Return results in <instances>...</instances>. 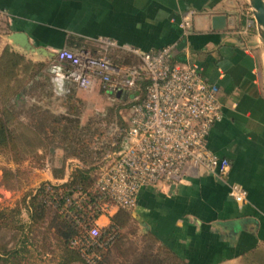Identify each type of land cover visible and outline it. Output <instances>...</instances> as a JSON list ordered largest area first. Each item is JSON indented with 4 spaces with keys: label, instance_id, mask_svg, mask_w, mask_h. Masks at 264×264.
Here are the masks:
<instances>
[{
    "label": "crops",
    "instance_id": "1",
    "mask_svg": "<svg viewBox=\"0 0 264 264\" xmlns=\"http://www.w3.org/2000/svg\"><path fill=\"white\" fill-rule=\"evenodd\" d=\"M215 15L225 17L223 28H212ZM0 19L8 35L21 34L34 49L25 59L50 65L57 64L61 48L96 54L100 38L141 51L176 44L175 61L193 64L218 88L221 118L206 145L230 162V170L225 181L189 171L175 185L140 190L135 207L126 211L127 226H134L141 248L152 242L154 250H168L181 264H264V90L239 0H0ZM3 43L21 50L9 40ZM115 54L120 53L112 51L110 58ZM101 89L74 88L75 98L87 106L82 121L109 105ZM50 90L55 106L47 108L62 111L59 94ZM66 91L67 86L58 92ZM38 93L42 102L45 91ZM99 97L101 104L89 102ZM76 162L65 159L60 179L54 177L55 167L53 172L45 168L42 182L67 181ZM232 185L245 190L244 202L231 199ZM115 212L99 216L96 224L106 226Z\"/></svg>",
    "mask_w": 264,
    "mask_h": 264
},
{
    "label": "built area",
    "instance_id": "2",
    "mask_svg": "<svg viewBox=\"0 0 264 264\" xmlns=\"http://www.w3.org/2000/svg\"><path fill=\"white\" fill-rule=\"evenodd\" d=\"M247 19V27L252 26L250 15ZM95 43L96 54L88 48L59 49L57 64H51L49 71L58 91L64 89L65 81H71L82 91L98 85L109 93H129L135 102L119 148L106 153L99 166L93 191L100 195L101 214L131 211L140 190L175 185L189 171L202 170L225 181L230 162L211 153L206 145L211 127L221 118L218 88L193 64L175 61L176 44L141 51L105 38ZM112 51L133 58L134 63L118 68L111 62ZM143 78L149 83L145 97L139 100L136 84ZM73 165L72 171L82 167L77 162ZM229 195L236 203L246 199L245 190L236 185L230 186ZM99 229L94 222L69 243L85 264L100 259L97 248L105 243L98 242Z\"/></svg>",
    "mask_w": 264,
    "mask_h": 264
},
{
    "label": "trees",
    "instance_id": "3",
    "mask_svg": "<svg viewBox=\"0 0 264 264\" xmlns=\"http://www.w3.org/2000/svg\"><path fill=\"white\" fill-rule=\"evenodd\" d=\"M120 55L123 57L121 60L115 58L116 54L111 56L112 64L118 68L134 63L133 58ZM23 62L25 72H28L25 77L26 84L22 90H14L11 84L17 81L18 69ZM49 68L50 63L32 62L10 47L3 49L0 55V81H6L4 90L10 92L11 99L2 102L0 97V154L8 155L13 161H20L21 145L25 142L28 146L29 142L24 140L30 134V142H35V146L44 149L45 153L54 154L55 150L62 152L60 166L54 169L55 178H62L65 159H74L82 167H76L63 183H40L33 192L30 191L22 198L21 206L0 209V229L21 232L24 236L21 251L28 252V245L32 243L27 242L28 234H25V229L32 231L33 228L43 227L44 230L38 233L42 234L43 242L51 236L59 250V264H85L78 251L72 249L69 243L102 215L98 210L100 195L93 191L99 166L106 153L118 149L123 130L128 126V120L122 117L120 111L123 108L130 111L135 102L129 93H109L106 89H101L109 105L103 112L91 114L87 120L82 121L83 102L74 96L76 85L65 81L64 88L67 86L68 91L60 95L62 93L57 91ZM148 83L143 78L136 84L139 100L145 97ZM50 89L59 94L56 98L61 103L60 112H51L49 108L41 105L44 100L50 102ZM39 90H44L46 94L42 102L38 95ZM118 92L121 93L118 95ZM114 100L117 102L113 103ZM17 121L18 125L14 126ZM21 207L28 211V224H24L19 218ZM129 217L126 211L117 210L110 217L109 224L100 227L98 242L105 243V246L97 248L100 259L96 264H104L111 250L122 239V230L127 226ZM17 253L18 250L9 252L11 256ZM171 254L168 250H154L152 242H148L130 264H181Z\"/></svg>",
    "mask_w": 264,
    "mask_h": 264
},
{
    "label": "rangeland",
    "instance_id": "4",
    "mask_svg": "<svg viewBox=\"0 0 264 264\" xmlns=\"http://www.w3.org/2000/svg\"><path fill=\"white\" fill-rule=\"evenodd\" d=\"M239 2L242 12H245L246 15H249V8L245 5L244 0H239ZM251 24L252 26L248 27L250 34L249 37L253 43L252 45L255 46V54L259 60L258 75L261 86L264 90V60L262 62L261 59L262 57L264 59V56L262 54V50L260 49L259 43H257L258 39L254 28V23ZM4 27L5 26L2 22V19H0V55L5 47H10V45L3 43V39L8 40V34L5 32ZM11 49L20 53L25 58L26 52L24 50ZM115 58L121 60L123 57L120 54H116ZM24 63L25 62L19 66L17 81L11 84L14 87V90H22L24 88V84H26L27 79H25V77L28 72H25V67L23 66ZM5 85V80L2 82L0 81V97L2 102L5 99H11L9 95L10 92L8 90H4ZM102 101V97H99L98 99H89V102H91L92 105L101 104ZM114 102L117 101L114 100L113 103ZM18 103L20 104L21 102ZM41 105L49 107L52 110H54L53 106H55L47 100H44ZM86 107H83L82 111H84ZM89 114L91 113H87L84 116L83 121L87 120V118L91 116ZM120 114L125 120H128L130 112L128 109L123 108V110L120 111ZM22 120L24 121L25 119ZM109 124L111 125L112 122H109ZM15 125H18V121L14 124V126ZM29 137H31L30 134ZM25 139L27 140L24 141L29 143L28 146L25 144V142L23 145H21L20 153L22 157L20 161H13L8 155L0 154V209H10L14 208L16 205L21 206L20 202L22 198L30 191L33 192L34 188L36 189L44 180V169L47 168L48 171L53 172L51 170H53L54 167L59 168L60 166L62 152L58 151V155H56L57 152L54 154H47L45 153L44 149H38V145L35 146V142H30L31 140H29L27 137H25ZM37 149L38 151L36 153ZM53 174H55V172H53ZM20 209L21 212L19 218L21 222L25 224L27 212L25 208L21 207ZM33 229L34 230L32 231L27 229L24 231L25 234H28L27 242L32 243L28 245V252L21 251L22 239L24 238L23 234L21 235V232L0 229V264H59V250L56 249L51 236L49 235L48 239L43 242L42 234L38 233V231H43L44 228L39 227ZM122 232V239L118 241L117 246L111 250L110 255H108L106 260L103 262L104 264H130L135 256L142 252V248L138 244L139 240L137 239L134 226L131 224L126 228H123ZM123 238L125 240H123ZM15 250H18L17 255L11 256L9 252ZM71 264L82 263L75 262Z\"/></svg>",
    "mask_w": 264,
    "mask_h": 264
},
{
    "label": "water",
    "instance_id": "5",
    "mask_svg": "<svg viewBox=\"0 0 264 264\" xmlns=\"http://www.w3.org/2000/svg\"><path fill=\"white\" fill-rule=\"evenodd\" d=\"M245 5L249 8V15L254 23V28L257 34V43H259L260 49L264 56V0H244ZM212 28L221 29L225 26V17L223 15H215L211 18ZM7 39L11 44L18 46L25 52H33L27 39L21 34H10ZM263 62V57L261 58ZM121 92H118V95Z\"/></svg>",
    "mask_w": 264,
    "mask_h": 264
}]
</instances>
